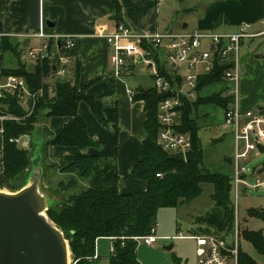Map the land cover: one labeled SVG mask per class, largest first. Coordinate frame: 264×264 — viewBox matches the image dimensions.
I'll return each mask as SVG.
<instances>
[{
	"label": "trees",
	"instance_id": "obj_1",
	"mask_svg": "<svg viewBox=\"0 0 264 264\" xmlns=\"http://www.w3.org/2000/svg\"><path fill=\"white\" fill-rule=\"evenodd\" d=\"M111 1L116 5L118 21L122 22L120 0ZM49 43L52 45L55 42L50 40ZM3 45L4 48H8L11 43L5 38ZM144 47L151 51V57L161 63L158 50L147 45ZM59 48L70 56L72 61L76 55V48L67 50L64 39H60ZM56 63L57 60L46 59L42 65L36 67L35 71H28L22 67L16 70H3L0 76L11 74L23 76L32 83L33 89L37 90L43 82V77L49 76L55 69ZM74 68L77 73L75 82L61 80L62 78L54 80L55 92L50 94L46 90V93L39 97L30 115L18 98L7 96L5 101L7 111L24 119L19 123L10 121L6 124L4 156L7 169L0 179V186H10L13 190L19 191L28 184L25 171L32 164L30 155L33 147L28 150L12 142L11 139L34 136L40 131L37 125H42V137H46V140H40V136L37 135V141L42 142V165L46 164L47 171L54 169L76 178L66 183L67 185L61 181L57 187L79 188L69 196L68 202L62 203L60 208L51 206L47 211L48 217L63 231L69 241L72 257L77 260V264H89L95 261L91 258L95 254L97 241L103 238L110 239L115 245L109 264H140L137 257L139 238L150 234L152 228L157 225L159 211L169 207L178 209L185 203L195 201L203 194V184L214 186V191L210 195L213 204L206 215L196 218L190 233L228 237L235 218L233 178L230 174L207 169L204 149L199 137L200 125L197 113L200 105L213 104L222 109L228 108L232 98L222 97L221 92L207 95L200 93L205 87L221 82V75L211 72L200 76L196 102L193 104L187 99L181 107L179 130L189 133L193 143L191 152L184 160L172 158L173 154L158 142L161 125L157 114L163 93L158 91L155 84L147 95H144V90L136 94V100L145 101L146 138L143 141V158L133 167L132 174L138 179L146 180L148 186L146 190L123 193L119 189L120 175L116 156L83 153L54 158L49 153L52 145L75 146L80 150L100 146L89 135L87 123L80 114L81 101L88 103L101 125L105 127L109 125L103 112V101L96 95L88 94L85 88L80 89L78 83L80 63H76ZM159 73L161 77L170 80L173 78L172 72L161 64ZM178 80L181 82L180 77ZM194 109L197 114L195 118ZM52 116H71L72 120L60 129L49 131L45 123ZM261 149L264 151V148ZM20 174L25 177L22 181L18 179ZM79 179L83 181L84 187L78 186ZM250 213L263 216V212L259 210H251ZM243 231L245 239L264 256V234L250 228H244ZM239 264L259 263L242 248L239 252Z\"/></svg>",
	"mask_w": 264,
	"mask_h": 264
},
{
	"label": "crops",
	"instance_id": "obj_2",
	"mask_svg": "<svg viewBox=\"0 0 264 264\" xmlns=\"http://www.w3.org/2000/svg\"><path fill=\"white\" fill-rule=\"evenodd\" d=\"M120 2L122 22L143 34L166 31L187 33L216 31L232 34L244 23H250L253 32L264 30V0H120ZM181 2L189 4L184 10L194 17L193 28L186 23L174 29L173 20L166 19V14ZM49 22L54 25L50 27ZM118 24L116 5L111 0H0V73L3 70H16L22 67L28 71L36 70L38 65L29 56V51L40 46L42 40L35 34L41 28L57 34L77 36L76 55L72 58L68 76L65 77L68 79H64L75 82L77 73L74 66L79 62L80 89L85 88L88 94L96 95L103 101V112L109 125L107 127L101 125L88 103L81 101L80 114L87 123L89 135L100 146L80 150L75 146L52 145L49 153L54 158L83 153L116 156L120 175L119 189L123 193H132L146 190L148 186L146 180L138 179L132 174L133 167L143 158L146 112L144 103L141 100L131 101L129 93L130 91L138 93L140 90L145 91L154 87L158 77H161L159 65L166 63L167 53L163 49L162 61L161 50L158 51L161 63L151 57V53L145 51L140 56L128 57L124 73L117 76L111 62L114 49L106 36L114 33ZM5 38L11 43L8 48H4L3 45ZM262 38L263 40L255 39L244 43L243 55L250 53V56L245 63L243 70L245 73L239 84V104L243 109H264V36ZM144 62H148L150 68H153L154 74L150 73L148 78L136 76L134 73V68ZM166 69L170 71L169 68ZM215 85L217 88L212 89L211 93L221 92L222 97H230L233 101L230 91L234 85L231 82L221 80L211 86ZM208 92L200 93L207 95ZM219 108L209 104L204 114L199 115L201 119L199 137L204 150L201 128L216 126L224 121V109ZM71 120V116H52L47 119L45 125L49 130L55 131ZM219 140L229 142L232 147L234 145L231 133L217 134L211 145ZM261 148L257 150L258 153L264 152ZM255 170L264 171V164H258ZM55 172H58L59 182L64 181L65 176L69 179L74 177ZM78 181L84 184L82 180ZM102 240L108 241L110 246L113 243L107 238ZM96 247L100 259L98 241Z\"/></svg>",
	"mask_w": 264,
	"mask_h": 264
},
{
	"label": "built area",
	"instance_id": "obj_3",
	"mask_svg": "<svg viewBox=\"0 0 264 264\" xmlns=\"http://www.w3.org/2000/svg\"><path fill=\"white\" fill-rule=\"evenodd\" d=\"M250 23L239 26L237 32L222 34L211 32H173L143 34L135 30L125 22H119L114 33L108 34L107 40L114 49L111 57L112 65L117 76L124 73L128 57L140 56L143 51L151 53L144 46L147 45L156 50L164 49L167 53L166 63L173 74L172 80L158 77L156 87L163 94L171 91L158 105V120L161 125L159 132V144L173 155H182L187 158L193 148L192 138L189 134L179 130L181 120V107L185 100L197 98L199 77L214 72V66L230 65L221 75L222 80L234 85L230 91L233 97L227 109H224V123L230 126L235 142V170L233 176V193L238 203L239 195L247 188H264V171L257 172L251 167L250 156L254 151L264 147V111L261 109H243L239 104V84L243 75L241 59L245 41H253L264 36V30L253 32ZM35 36L42 42L38 48L29 51V56L37 65H42L46 59L57 60L54 70L49 76L43 77L39 89L34 90L32 83L25 77L8 75L0 77V174L6 169L4 160L5 131L7 122H21L24 117L8 112L6 98L15 96L26 108L28 115L32 114L39 97L48 90L54 93V80L64 79L68 76L71 57L63 53L59 48L60 39L66 41V49L77 47V36L70 34H57L41 28ZM54 40V44L49 41ZM186 71V75L180 73ZM181 78L179 82L178 78ZM177 78V79H176ZM188 89V90H187ZM136 92L130 91L131 101H136ZM143 103L144 99L141 100ZM23 137L11 139L17 144L24 143ZM160 176V174H159ZM237 211V222L238 210ZM196 240L197 264H239V252L243 248V237L239 223L231 230L230 237L216 234L192 235ZM157 225L152 228L150 234L139 238V242L153 246L157 243ZM111 252L115 245L112 243ZM97 247L91 259H98ZM90 259V260H91ZM69 264H77V260L70 256Z\"/></svg>",
	"mask_w": 264,
	"mask_h": 264
},
{
	"label": "rangeland",
	"instance_id": "obj_4",
	"mask_svg": "<svg viewBox=\"0 0 264 264\" xmlns=\"http://www.w3.org/2000/svg\"><path fill=\"white\" fill-rule=\"evenodd\" d=\"M188 3H179L170 12L166 14V19L173 20L172 27L177 29L180 25H184L186 23L190 24V28L194 26V17L187 13L186 7ZM185 9V10H184ZM165 13V11H164ZM164 13L162 17L164 16ZM174 17V18H173ZM187 33V32H186ZM262 39L256 38V40ZM260 41V40H259ZM264 45V42H263ZM164 50L160 51L161 59L164 60ZM159 53V52H158ZM166 64V65H165ZM72 65V63L70 64ZM162 66L168 68L167 63H162ZM70 70V68H69ZM134 73L136 76H143L145 78L150 77V73H153V68H150L148 62H144L138 65L137 68H134ZM245 73V72H243ZM181 75H186V71L180 73ZM14 75V74H11ZM19 76V75H18ZM2 77V76H0ZM65 80V79H61ZM147 85V84H145ZM208 87V86H207ZM205 87L202 92H208L211 94L212 89L215 90L217 85L210 86L209 88ZM188 90V89H187ZM139 92V91H138ZM206 93V94H208ZM205 95V94H203ZM197 98H192L190 101L194 104ZM209 105V104H208ZM208 105H200L198 107V115H203ZM221 110V107L219 108ZM210 114V113H209ZM197 115L196 110L193 111V117L195 118ZM199 121L201 119L199 118ZM37 128H40L39 132H37L34 136H26L23 138L25 140V144L27 145V149L30 150L31 147V161L32 164L26 169L25 174L26 178H28V184L30 183V178L35 170V165H39L41 168V178H40V188L45 193L48 199L49 208L53 206L54 208H60L62 203L68 202L69 196L78 191V187H70L64 186V189L57 187L59 177L58 172H55L54 169L47 171V168L43 163L42 156V142L39 143L37 141V135L40 136V140H46V137H42V125H37ZM49 130V129H48ZM53 131V130H49ZM47 133V130L45 134ZM219 133H226L229 135L232 134L230 126H228L224 121L220 122L216 126H209L201 128V137L203 138L204 144V156L205 163L207 169L214 172H221L225 174H230L233 178L234 170H235V160H234V150H235V142L232 147V144L224 141H217L216 144L211 145L212 140ZM233 135V134H232ZM43 138V139H42ZM234 138V137H233ZM21 147L24 146V143L19 144ZM33 145V146H32ZM36 147V148H35ZM26 148V147H25ZM6 160V158H4ZM251 162V167H255L258 164H264V152L254 151L249 159ZM7 169V166H6ZM5 171L0 174V179L5 175ZM20 181L24 180L25 177H22V174L19 175ZM65 180L63 183H68L71 180H76V178L72 177L69 179L68 177H63ZM80 184V183H79ZM67 185V184H66ZM69 185V184H68ZM78 186L84 187V184H80ZM203 194L192 201L191 203H185L178 209L175 208H162L158 213L157 218V236L159 240L153 246L145 245L140 243L137 249V257L140 264H197L198 257L196 253V240L189 237L191 236L190 230L192 229V224L197 220L196 218L200 215L204 216L208 212V210L212 207L211 193L214 191V186L212 184H203ZM0 189L5 192H17L13 190L10 186H0ZM235 194L233 193L234 199V214L235 218L233 221L232 229L235 228L236 223H239L242 237H243V251L250 254L254 259L258 261L259 264H264V256L261 255L244 237L243 230L244 228H250L255 231H260L264 234V188L255 189V188H247L242 191L238 198V203L236 202V198H234ZM236 204L238 208V218L239 222H237V211ZM251 210H259L263 212V216L251 215ZM197 226V225H196ZM230 237V235L228 236ZM69 242V241H68ZM170 244H174L172 250L165 249L166 246ZM70 245V243H69ZM99 253L101 255L100 259L97 261H92L89 264H109L110 256H111V246L110 243L106 240H98ZM70 249V256L72 257V251Z\"/></svg>",
	"mask_w": 264,
	"mask_h": 264
},
{
	"label": "water",
	"instance_id": "obj_5",
	"mask_svg": "<svg viewBox=\"0 0 264 264\" xmlns=\"http://www.w3.org/2000/svg\"><path fill=\"white\" fill-rule=\"evenodd\" d=\"M54 25L49 22V26ZM250 53L242 56V70ZM230 65L214 66L222 73ZM144 95L149 93L145 90ZM171 91L165 92L168 96ZM172 158L184 160L182 155ZM41 168L35 165L30 183L17 192L0 189V264H69L70 245L63 231L48 217L49 203L40 188ZM174 244L165 249L172 250Z\"/></svg>",
	"mask_w": 264,
	"mask_h": 264
}]
</instances>
